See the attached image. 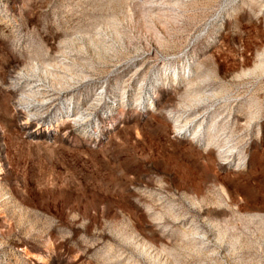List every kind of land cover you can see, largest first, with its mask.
<instances>
[{"label":"rangeland","instance_id":"obj_1","mask_svg":"<svg viewBox=\"0 0 264 264\" xmlns=\"http://www.w3.org/2000/svg\"><path fill=\"white\" fill-rule=\"evenodd\" d=\"M0 264H264V0H0Z\"/></svg>","mask_w":264,"mask_h":264},{"label":"bare ground","instance_id":"obj_2","mask_svg":"<svg viewBox=\"0 0 264 264\" xmlns=\"http://www.w3.org/2000/svg\"><path fill=\"white\" fill-rule=\"evenodd\" d=\"M188 77L190 79L191 75H189ZM36 91H38V90H36ZM211 98H216V95H212L210 97L204 96L200 99V101H208ZM173 120L175 122V129H176V133H177L178 137H180L181 135H184V137L189 136L190 138L196 137L197 131L192 132V129H188L187 126H180V125L176 126L177 123H179V124L182 123L180 120L177 119V117H173ZM183 132H184V134H182ZM197 138H200V140L202 139V137H200V136ZM221 154H222V159L225 163L234 162L236 159H238L239 162L241 161L240 153H238V154L234 153V151L230 147H227L225 151L221 152Z\"/></svg>","mask_w":264,"mask_h":264}]
</instances>
